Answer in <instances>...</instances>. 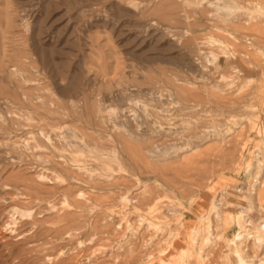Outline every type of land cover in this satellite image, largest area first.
Listing matches in <instances>:
<instances>
[{
    "label": "rangeland",
    "instance_id": "374dc122",
    "mask_svg": "<svg viewBox=\"0 0 264 264\" xmlns=\"http://www.w3.org/2000/svg\"><path fill=\"white\" fill-rule=\"evenodd\" d=\"M0 264H264V0H0Z\"/></svg>",
    "mask_w": 264,
    "mask_h": 264
}]
</instances>
